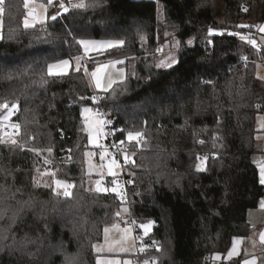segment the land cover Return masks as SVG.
I'll use <instances>...</instances> for the list:
<instances>
[{"label":"trees","instance_id":"obj_1","mask_svg":"<svg viewBox=\"0 0 264 264\" xmlns=\"http://www.w3.org/2000/svg\"><path fill=\"white\" fill-rule=\"evenodd\" d=\"M83 2L86 7L72 8L65 0L69 10L60 17L57 0L48 5L45 23L27 28L24 0H5L0 14V103L18 102L12 121L20 125L14 138L23 146L0 143V198L9 209L0 220L7 236L0 240V264H65L66 256L95 264L93 245L119 219L121 206L136 226L153 225L147 239L156 243L146 258L156 264H215L234 238L249 234L247 213L264 198L252 162L264 152L256 146L255 128L264 112V83L256 75L264 49L250 50L232 37L243 31L244 20L264 21V0ZM166 31L180 41L178 63L160 69L155 59ZM82 38L125 43L84 55L77 43ZM77 56L89 67L87 75L75 70ZM65 59L71 62L66 75L47 74V64ZM113 60L123 61L124 78L95 92L91 72ZM9 71L13 78H4ZM97 93L99 103L92 99ZM84 107L102 108L121 129V139L129 130L144 133L146 143L130 148L135 165L125 166L133 181L128 207L115 193L86 184ZM204 155L206 170L197 172L196 157ZM52 165L57 178L74 184L71 197L47 187L49 176L34 185ZM26 201L34 207L24 206L13 222V211Z\"/></svg>","mask_w":264,"mask_h":264},{"label":"snow or ice","instance_id":"obj_2","mask_svg":"<svg viewBox=\"0 0 264 264\" xmlns=\"http://www.w3.org/2000/svg\"><path fill=\"white\" fill-rule=\"evenodd\" d=\"M4 2L5 0H0V14H3L4 12ZM28 2L29 0H24V7L28 8ZM57 0H47V5H53L54 3H56ZM68 4L71 5L72 8H84L86 7V5L84 4L83 0H79V2L73 3L72 0H68ZM39 7L41 9H44L46 6L44 4H40ZM58 8L62 9L64 12H67L69 9L66 6L65 0H58ZM245 11H247V9H244ZM29 15H33L32 10L29 11ZM53 20L56 19V16H52L51 17ZM34 19H38L39 22H43V18L42 17H34ZM32 26L28 17L26 16L24 18V27H30ZM239 27L241 28H246V27H250L249 25H240ZM258 29L260 32H264V25L258 26ZM209 33L211 34L214 30L212 28H209ZM167 35V33L165 34ZM234 35H240L239 33H234ZM141 39H143V36H141ZM240 39L241 40H245L247 43H249L250 45H252L253 47L257 46V43L254 39L251 38V36H246V35H240ZM77 43L82 46L83 50H84V54L87 55L89 53L90 50H94V49H105V48H114L116 46H122L125 42L123 40H109V41H96V40H90V39H79L77 41ZM188 44L192 43V40L190 39L188 42ZM180 46V41H175L173 44V47H179ZM160 49H157V51H159ZM246 59V58H245ZM76 60V68L75 70L77 72L81 71L83 69L84 73L87 75L88 74V68L82 63V57L77 56L75 57ZM69 60H59L56 63H49L47 64V74L48 75H61V74H66L67 73V69L69 67ZM112 64H117V63H123L122 60H117V61H113L110 62ZM178 63L177 59L175 56H171L169 55L167 57L166 60H161L156 66L160 67V68H170L172 67L174 64ZM101 71L100 68H97L96 70L91 72V77L95 80V85L96 88H101V81H100V77H99V72ZM6 79H12L13 78V73L12 72H7L6 76L4 77ZM41 81L42 83L44 82V78L41 77ZM204 83H213L212 81H206ZM106 90V89H105ZM81 99H84V97H81ZM93 101L95 102V97L92 98ZM19 105L18 102H13L11 103V105L9 104V102L5 101L4 103H0V109H4L7 110L6 113L3 115V117H0V122L2 121H8L10 124V127L13 129L14 134H19V130H20V125L18 123H12L11 122V117L14 115L15 111L18 109ZM92 112V109L89 107H84L82 110V114L85 113H90ZM86 120H91L90 117L86 116L85 117ZM110 123V121H106V120H102V119H95L94 121H91L89 123V128L95 129L96 132V136H92L91 132H90V137H91V141L92 143H97V139L99 137V135L102 133V128L101 125L103 124H107ZM143 136L144 133L142 131H138V130H129L127 131V142L130 144V146L132 147H139L142 144H145L146 141L143 140ZM6 137V139H5ZM216 139H219V137H217ZM131 142H135V144H131ZM200 144H203L204 141L200 140L198 141ZM0 143H10L11 145L14 146H19V147H23L22 145H19V142L14 138L13 134H9L7 132H5L3 137H0ZM120 145H124L125 141L121 140ZM98 147L104 148L103 145H100L97 143ZM29 151L34 152L37 155H40L41 150L39 149H29ZM46 151L48 152L49 155L52 154L53 149L50 147L48 149H46ZM122 153H123V158H124V164H129V165H135V160L132 159L133 156L136 155L135 152H129L127 149H122ZM87 155H91V153H87ZM109 155L108 149L104 148V150L100 153V159L101 161H103L105 159L106 156ZM197 163L195 165V170L197 172H202L206 170V162L208 160V156L204 155V156H197L196 157ZM45 164H49L51 163L50 160H48L47 158H45L44 160ZM119 162L116 159H110L108 161L107 164V173L108 175L113 177V180L111 181L112 183V187L109 189L108 187H102V180H96L95 184V191L100 193V192H104V193H108V192H112L115 193L116 195L121 197V202L123 203V196H124V192H123V188L121 186V184L119 183L118 180V173L116 171H114L115 168L119 167ZM91 167V165H90ZM101 168H103V165H101ZM37 171L39 172V170L37 169ZM41 175H47L49 177H51V183L46 184L47 187L52 188L53 192L56 195H62L64 197H71L72 196V189L74 187V184L69 182L67 179H59L56 176V173L50 170H46L44 173H41ZM100 175H103V172L101 171ZM130 175L134 176L135 173H130ZM128 183H133L132 180H129ZM260 183L262 185H264V166L260 167ZM34 185L35 186H39V182L35 180L34 178ZM54 185V187H53ZM14 198V197H13ZM19 203V202H18ZM3 198H0V220L4 219V217L7 215L9 209L7 207H3ZM24 206H27L28 208H32L34 207V204L31 201H26L24 202V204L21 206L20 209H16L13 211V215L11 217V219L13 220V222H15V217L18 214V212L23 211ZM259 206L261 208H264V199H262L259 202ZM123 212H128L127 208H123L122 209ZM121 212L117 211L116 212V216H120ZM134 223V222H133ZM115 227V226H114ZM141 228H143L144 230V234L147 235L149 232V229L151 228V222L147 223V224H142L140 226ZM123 231L125 233L129 232L130 229L125 228L123 229ZM5 232L4 229H0V240L3 239H7V236L4 235L3 233ZM105 232V237H107V234L109 232V229L106 227L104 229ZM259 239L261 243H264V231H261L259 233ZM239 242L238 239L234 238V242H233V247L232 250L228 253V257L231 258L232 255L234 253H236V244ZM154 244L156 242H153ZM11 247V246H9ZM93 247H97L96 245H93ZM99 250V249H98ZM157 250H159L157 248ZM0 251H3V247H0ZM140 251H144V248L142 247L140 249ZM76 260L77 257L75 256H66L65 257V264H76ZM97 264H102V262H100L99 260L97 261ZM103 264H116V262L114 261H106L103 262ZM125 264H129V262H125ZM143 264H156V260L155 258H153L151 261L149 259H145L143 261ZM243 264H256L255 259L252 260H244Z\"/></svg>","mask_w":264,"mask_h":264},{"label":"crops","instance_id":"obj_3","mask_svg":"<svg viewBox=\"0 0 264 264\" xmlns=\"http://www.w3.org/2000/svg\"><path fill=\"white\" fill-rule=\"evenodd\" d=\"M25 9H26V11L31 10L30 8H25ZM34 14H35V12H34ZM35 17H36V14H35ZM28 19L31 20L34 18L28 17ZM261 25H264V21L259 24V26H261ZM1 32H2V29H1ZM262 34H264V32H260V36ZM260 41H261V38H260ZM263 48H264V46H263ZM82 53L84 54L83 48H82ZM93 53H96V51L94 52V50H90L87 55L93 54ZM169 55L175 56L177 59V52L176 53L174 52V54H167L161 60H166ZM113 61H117V60H113ZM113 61L100 63L94 69V70H96L97 68L101 69V71L99 72V77H100V81H101V85H102L101 88H99V89L96 88L95 80L90 75L92 87H93V90L95 92H102V91H105V89L108 90L115 83L122 80L121 79V80H117V81L116 80L110 81V79L112 80L114 78V76L116 75V74H114L115 72H117L118 70L120 71V69L123 70V68L119 67L120 63H117V64L110 63ZM70 69H71V62L69 63L67 73L70 71ZM160 69H163V68H160ZM66 74H61V75H66ZM256 75L264 83V63L257 66ZM53 76H59V75H53ZM86 116L90 117L91 120H86L85 119ZM95 119H98V118L95 115V112L93 111V109H92V112L83 114V125L85 128V131L88 132V130H91L92 132H94V134H96L95 129L94 128L90 129L88 126L89 123L91 121H94ZM12 123H14V122H12ZM6 126H8L7 127L8 130H5L7 133H9V131L13 130L12 128L9 127L10 124H8ZM255 128L257 130V136L264 137V112H261L256 116ZM9 134H11V133H9ZM103 135H104V132L102 130V133L99 135L98 138H101ZM14 136H16V134H14ZM87 149H88V147H87ZM258 174H259V180H260V170L259 169H258ZM121 218H123V217L120 215L118 220L114 221L113 223H111V224H109L103 228V230H104L107 227L109 229V231L115 232V237H114L115 244L122 245V246H120V253H117V254L99 253L98 250L95 251V247H94L95 253L97 252L95 264H97L98 260L100 262H102V264H103V262H106V261H114V262H116V264H125V262H129V264H137L136 255H137V250H138L139 245H137V243L135 242L134 234L132 232L130 225L119 222V220ZM246 219L250 225V231L246 237H237L236 238L239 240V242L236 244V253H234L231 258L228 257V253L232 250V247H233V242H234V239H233L229 249L223 255L217 256L214 259L216 262L215 264L220 263V262H222L223 264H227V263L243 264V261L246 259L247 260L255 259L256 264H264V243H261L260 239H259V233L261 231H264V208H261L259 206V203H258L257 208L248 211ZM125 228L130 229V231L125 233L123 231V229H125ZM128 238L131 240L133 239V242L135 245V251H136L135 254L131 253L132 252V245H131ZM101 241H102V237H101V240L99 242H97L95 245H97V247H99L98 245ZM129 248H131L130 251H128Z\"/></svg>","mask_w":264,"mask_h":264},{"label":"rangeland","instance_id":"obj_4","mask_svg":"<svg viewBox=\"0 0 264 264\" xmlns=\"http://www.w3.org/2000/svg\"><path fill=\"white\" fill-rule=\"evenodd\" d=\"M40 4H44L46 7L44 9H41L39 7ZM28 8H30L32 10V12H35L36 17H42L43 18V22H39L38 19L29 20L31 25H32L30 27H33L34 25L45 23L47 21V19H48V5H47V2H43L41 0H29ZM157 15H158V18L160 19L161 18V8L160 7L157 8ZM243 23L246 24V23H249V22L244 20ZM23 24H24V22H23ZM1 29H2V21H1V17H0V37H1ZM166 33H167V35H165ZM162 37H163V42L161 43V45L159 47L160 50L157 53V56H156V59H155V65H157L161 61V59L164 56H166L167 54H174V52L175 53L177 52V47H173V44L176 41L174 39L173 32L166 31L164 33V36H162ZM260 38H261V42H262V44L264 46V34H262L260 36ZM189 40L186 41V45L187 46H191L193 44V39H191L192 40L191 44L187 43ZM105 49H107V48H105ZM103 50L104 49H94V52L95 51L96 52H100V51H103ZM157 68H159V67H157ZM114 74H116V75L114 76V78L112 80L110 79V81L121 80L124 77V70L120 69V71L118 70ZM1 111L2 110L0 109V117H3V115L6 113L7 110H4L2 113H1ZM95 115H96V112H95ZM12 117H11V122H13L12 121ZM8 124H9L8 121L0 122V137L4 136V134H5L4 132H6L5 130L8 127L6 125H8ZM90 132H91L92 136H96V134H94V132H92L91 130H88V132L86 131L87 136H88V149L84 153L85 176H86V184L89 185L91 188H95L96 187L95 181L96 180H101L103 177H106L108 161L110 159H113V157L108 155V156L105 157V159L103 161H101L100 156H98V158L95 156L94 151L97 148V143H98L99 138L97 139V143L90 142L91 141ZM9 133L14 135L13 130L9 131ZM256 137H257L256 138V141H257L256 146L260 150L264 151V137H262V136H256ZM5 139H6V137H5ZM87 153H91V155H87ZM252 162L256 166V168L260 170V167L264 166V152L260 153V154H257V155H254L252 157ZM90 165H91V167H90ZM101 165H103V168H101ZM47 170L55 172L54 165L49 166L47 168ZM119 170H120L119 167L114 169V171H116L117 173H119ZM101 171L103 172L102 176L100 175ZM46 178H47V175H40L39 178L37 179V181L39 182V184H44ZM112 180H113V178H109L110 182ZM123 208H126V207L125 206H121L120 209H119V211L121 212L120 215L122 217H124V216H126L128 214V212H123L122 211ZM142 235H143L142 236L143 239H147V235L148 234L145 235L144 233H142ZM114 237H115V232L114 231H109L108 234H107V237H105V232L103 230L102 231V241L99 243V245H98L99 247H95V251H97L99 249L98 250L99 253H108V254L120 253V246H122V245L115 244ZM129 241H130V243L132 245V252L131 253L135 254L136 251H135V245H134L133 239L132 240L129 239ZM138 243H139V247H138L137 253H138V251H140V249L142 247L144 248V240H139ZM130 249L131 248H129L128 251H130Z\"/></svg>","mask_w":264,"mask_h":264},{"label":"built area","instance_id":"obj_5","mask_svg":"<svg viewBox=\"0 0 264 264\" xmlns=\"http://www.w3.org/2000/svg\"><path fill=\"white\" fill-rule=\"evenodd\" d=\"M245 7L242 8L243 11ZM245 25H249L250 27H246V28H242V32H234V33H239L240 35H246V36H251L252 39H254L257 43L256 47H253L252 45H250L249 43H247L245 40H242L245 42L246 46L248 49L256 51V52H261L264 48L263 45L260 41V31L258 29V24H253V23H246ZM234 33L232 34V37L236 40H241L240 39V35H234ZM88 70L89 67L84 64ZM101 99V95L100 94H96L95 96V101L96 102H100ZM97 118L98 119H102V120H106V121H110V123L107 124H103L101 125V128L104 132V135L99 138L98 140V144L103 145L104 148L108 149L109 155L113 158H115L118 162H119V175H118V180L119 183L121 184L122 188H123V192H124V196H123V203L126 204L127 206V202H128V198H127V187H128V179L125 176V166L127 164H124V158H123V153H122V149H127L130 152V144L127 142V137L125 139H121L119 138V133L121 131V129L115 125L114 120H112L111 118L108 117L107 113L102 109H98L97 112ZM8 130V129H6ZM215 139L217 138L216 136L214 137ZM124 140L125 144L124 145H120V141ZM133 142H131L132 144ZM104 148L98 147L95 149L94 153L95 156L98 158V156H100V153L104 150ZM109 178H113L112 176H109L108 173L106 175V177H103L102 180V187H108L109 188ZM119 200L121 201V197L119 196ZM128 207V206H127ZM120 223H125L130 225L132 232L134 234V239L135 242L137 243V245H139L138 241L139 240H144V251H138L137 255H136V259H137V264H143V261L145 259H149L150 261L153 258H146L145 254L147 252L148 249H152L154 248V243L151 240L148 239H143V235L142 232L139 229V226H136L133 223V220L130 216V213L128 212V214L126 216H124L123 218H121L119 220Z\"/></svg>","mask_w":264,"mask_h":264},{"label":"water","instance_id":"obj_6","mask_svg":"<svg viewBox=\"0 0 264 264\" xmlns=\"http://www.w3.org/2000/svg\"><path fill=\"white\" fill-rule=\"evenodd\" d=\"M25 14H26V16L27 17H29V18H34L35 17V14H34V12H33V15H29V10H27L26 12H25ZM66 14V12H64L62 9L59 11V13L57 14V16H64ZM110 176V175H109ZM145 224H147V223H145ZM142 225V224H141ZM140 225V226H141ZM139 226V229H140V231L142 232V233H144V230H143V228H141ZM153 232V225H152V223H151V228L149 229V232H148V234H151Z\"/></svg>","mask_w":264,"mask_h":264}]
</instances>
